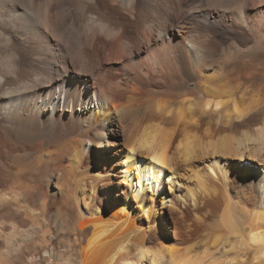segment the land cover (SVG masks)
Returning <instances> with one entry per match:
<instances>
[{
  "label": "bare ground",
  "instance_id": "obj_1",
  "mask_svg": "<svg viewBox=\"0 0 264 264\" xmlns=\"http://www.w3.org/2000/svg\"><path fill=\"white\" fill-rule=\"evenodd\" d=\"M248 1L0 0V264H264Z\"/></svg>",
  "mask_w": 264,
  "mask_h": 264
},
{
  "label": "rangeland",
  "instance_id": "obj_2",
  "mask_svg": "<svg viewBox=\"0 0 264 264\" xmlns=\"http://www.w3.org/2000/svg\"><path fill=\"white\" fill-rule=\"evenodd\" d=\"M262 2L264 3V0H261V1L260 0H250L247 3L249 5L251 4V11L253 12V14H255L256 16L260 15L258 17H260V20L263 19L261 21L264 23V4ZM250 49L248 51H245L239 54L238 56H233V57L226 55L227 53L225 51H224L225 53L222 51L223 53H220L221 55L217 59L223 62L222 63L223 64V73H222L223 75H221L219 78L223 79L227 74L226 71L232 70V69L235 71L247 69L250 72H254L259 75H264V40L258 46L257 45L255 47L253 46ZM259 82H261V80H259ZM260 84L261 85H258L256 88L257 90L260 91V93H264V83H260ZM223 250H224L223 246L220 245V250L217 251L218 254L221 255L222 253L220 254V251H223ZM234 252H235L234 250H229L228 254L232 256L235 254ZM223 256H226V255L223 254Z\"/></svg>",
  "mask_w": 264,
  "mask_h": 264
}]
</instances>
